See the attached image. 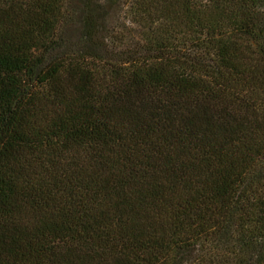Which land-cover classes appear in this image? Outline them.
<instances>
[{
	"label": "trees",
	"instance_id": "obj_1",
	"mask_svg": "<svg viewBox=\"0 0 264 264\" xmlns=\"http://www.w3.org/2000/svg\"><path fill=\"white\" fill-rule=\"evenodd\" d=\"M127 1L0 0V264H264V0Z\"/></svg>",
	"mask_w": 264,
	"mask_h": 264
},
{
	"label": "rangeland",
	"instance_id": "obj_2",
	"mask_svg": "<svg viewBox=\"0 0 264 264\" xmlns=\"http://www.w3.org/2000/svg\"><path fill=\"white\" fill-rule=\"evenodd\" d=\"M93 1V0H90ZM89 2V0H68L69 3V10H70V15L68 17V26L69 25H74L75 23H78L79 21H81L84 13H85V9L87 7V3ZM128 7V1L126 0L125 3V7L124 10L125 12L121 11L120 13V18L118 20V22L122 25L123 23H126L129 27H133L134 24H132V22L130 21V16L131 13H127V8ZM118 51H121V49H117L116 53ZM121 59H125L127 56H119Z\"/></svg>",
	"mask_w": 264,
	"mask_h": 264
}]
</instances>
